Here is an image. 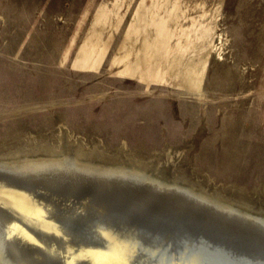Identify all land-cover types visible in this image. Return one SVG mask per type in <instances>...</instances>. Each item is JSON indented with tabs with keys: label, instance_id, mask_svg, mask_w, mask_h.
<instances>
[{
	"label": "rangeland",
	"instance_id": "rangeland-1",
	"mask_svg": "<svg viewBox=\"0 0 264 264\" xmlns=\"http://www.w3.org/2000/svg\"><path fill=\"white\" fill-rule=\"evenodd\" d=\"M44 165L264 219V0H0V168Z\"/></svg>",
	"mask_w": 264,
	"mask_h": 264
},
{
	"label": "bare ground",
	"instance_id": "bare-ground-1",
	"mask_svg": "<svg viewBox=\"0 0 264 264\" xmlns=\"http://www.w3.org/2000/svg\"><path fill=\"white\" fill-rule=\"evenodd\" d=\"M5 167L0 168L1 201L8 199L24 205H45L32 212L25 209L19 211L15 221L8 220L6 211L0 207V240L6 244L8 251L14 252L16 264H131L128 246L119 239L121 234L107 232L102 222L113 224L126 218V222L130 223L131 220H140L137 219L139 211L157 221L169 218L174 222L183 217L191 218L209 226L210 231L219 227L220 230L264 234V228L257 221H249L246 216L228 214L223 210H210L204 202L191 201L182 193L136 194L134 188L143 192L151 190L148 189L151 188L149 182H141L137 187L124 191L122 187H114L110 180L112 174L95 177L91 171L84 172L74 165L68 170L44 165L23 173L16 172L14 167ZM118 179L124 181L122 176H118ZM49 205L54 206L56 212H50L46 208ZM31 213L37 214V221L46 219L54 227L62 225L60 231L69 239L66 242L68 250L77 249L79 253L66 255L62 239L55 235L49 237L46 228L37 230L33 223H26L24 219L30 217ZM259 222L264 223V219ZM20 223H26L22 233L18 227ZM174 226H171L170 232L175 229ZM100 237L104 238V242L98 244L96 240ZM34 245L38 248L35 249ZM2 258L4 253L0 250V264H7L1 261Z\"/></svg>",
	"mask_w": 264,
	"mask_h": 264
},
{
	"label": "water",
	"instance_id": "water-1",
	"mask_svg": "<svg viewBox=\"0 0 264 264\" xmlns=\"http://www.w3.org/2000/svg\"><path fill=\"white\" fill-rule=\"evenodd\" d=\"M138 214L143 217L130 223L126 218L113 224L102 222L107 232L121 234L119 239L128 246L131 264H264V234L219 227L210 231L209 226L191 218L157 221L142 211ZM257 224L264 228V223ZM172 225L175 229L170 232ZM96 242L101 244L104 238ZM0 250L3 263L16 264L14 252L1 240Z\"/></svg>",
	"mask_w": 264,
	"mask_h": 264
}]
</instances>
